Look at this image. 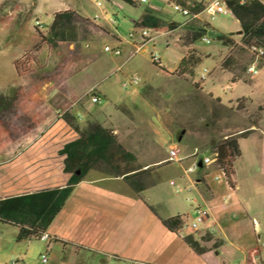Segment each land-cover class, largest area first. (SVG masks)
Listing matches in <instances>:
<instances>
[{"label": "crops", "instance_id": "1", "mask_svg": "<svg viewBox=\"0 0 264 264\" xmlns=\"http://www.w3.org/2000/svg\"><path fill=\"white\" fill-rule=\"evenodd\" d=\"M96 1L101 5L97 6ZM172 1L89 0V11L83 0H35L36 18L52 30V37L58 42L67 37V48L72 52L60 77L59 90L42 100L47 102L51 98L54 103L69 105L66 110L75 126L59 114L47 127L22 133L19 145L0 153V200L29 193L37 198L72 182L63 204L45 228L53 242L44 264H52L51 260L59 264H264L253 238L264 208V195L254 191L260 179L264 181V112L256 126L244 124L239 113L224 119L233 128L220 139L236 136L240 150L233 162V186H230L214 165L201 163L197 146L190 148L191 141L186 139L182 142L189 131L177 137L172 130L174 125L162 121L166 114L158 113L155 104L153 114L137 107L120 113L117 111L120 98L128 95L122 96L120 92L117 97L119 91L115 92L109 84L98 83L113 63L119 61L116 65L119 68L125 62L133 47L119 32L122 20L117 21L118 9L128 12L136 34L141 28L158 32L150 43L152 49L160 42L164 47L178 46L181 54L166 74H176L188 50L199 54L194 47L196 40L186 43V37L205 29L203 22L210 29L227 33L207 21L198 3L189 20L173 15L168 10ZM110 17L116 21L114 26ZM203 36L208 37L207 33ZM106 39L112 40L111 47H120V54L91 67L97 60L91 47ZM145 49L146 46L143 52ZM200 57L195 67L206 59ZM263 68L259 67L253 76L249 74V79L234 80L227 74L206 76L208 69L203 67L196 80L204 81L200 87L196 83L195 86L217 108H230L237 103L241 110L247 101L250 105L264 101L259 73ZM87 70L91 75H87ZM122 75L128 76L123 71ZM222 84L226 91L221 94L218 86ZM167 87L171 88L169 84ZM91 88L100 101H113L115 114L101 109L93 111L96 103L85 96ZM148 88L156 87L148 84ZM143 99L148 105L153 103L150 94L143 95ZM76 104L81 105L78 108ZM211 110L216 111L213 107ZM94 123L106 132L91 127ZM245 129L249 133L241 136ZM169 147L178 150L180 161L166 160ZM239 160L244 163L241 180L237 178ZM193 162L197 168L186 171ZM164 167L166 171L157 175ZM41 198L32 202L37 200L34 202L37 204ZM17 202L18 209L0 208V264H6L5 259L12 255L13 243L34 239L18 238L20 226H26L29 218V209H23L22 204L27 206L29 200L18 197ZM196 206L205 211L206 218L195 231L171 230L161 222L175 215L191 219Z\"/></svg>", "mask_w": 264, "mask_h": 264}, {"label": "rangeland", "instance_id": "2", "mask_svg": "<svg viewBox=\"0 0 264 264\" xmlns=\"http://www.w3.org/2000/svg\"><path fill=\"white\" fill-rule=\"evenodd\" d=\"M264 2V0H261ZM90 11L91 3L83 0ZM170 2V1H169ZM198 9L203 10L207 0L196 2ZM141 8L143 4L140 5ZM35 0H0V153L6 149H12L19 145L21 134L37 127H47L59 114L64 113L69 105L44 102L45 96H51L54 91L59 90L60 77L64 74V66L72 55L67 48L68 38L64 37L63 42H58L52 30L47 28L36 18L33 9ZM131 10L132 7L128 6ZM138 10V9H137ZM168 10L173 14H179L172 9ZM133 11V10H131ZM136 11V10H134ZM128 12L117 10V21L120 22L119 32L123 36L131 30L135 31L127 16ZM207 21L216 28L226 31L230 42L223 44L210 34V27L203 22L204 28L210 42L202 39L194 42L199 54L206 58L201 65L195 67L191 74H166L178 60L181 51L178 46L156 43L152 49L150 43H146L143 53H137L123 64L113 63L109 71L105 72L98 83L110 85L119 97L120 92L128 95L120 98V107L117 111L146 109L154 113V104L158 113L166 114L162 120L173 126V132L177 137L184 135L188 130V136L182 139L191 141L190 148L197 146V156L209 155L214 144L221 136L232 130L231 125H226L225 118L234 114H242L244 124L250 125L254 122L259 124V118L264 112V101L249 104L244 109H239L237 103L231 104L230 108H217L213 101H209L207 94L196 88V85L204 81L196 80L198 73L203 67L208 69L206 76L227 74L230 79H249L250 73L247 67L256 63L257 67L264 66V55L257 56L250 48L251 45L264 46V40L254 38L247 44L243 41L242 33L239 30L237 20L231 14L209 13L204 11ZM39 21V27L35 22ZM200 25V24H199ZM110 29V28H109ZM238 29V30H237ZM237 31V32H236ZM136 40H138L136 35ZM257 43V44H256ZM104 45L112 46L110 39L94 44L91 51L97 60L91 63V67L112 57H117L104 50ZM157 52L160 56V63H152L149 53ZM118 59V58H117ZM228 59L229 65L224 66L223 62ZM17 64V65H16ZM17 66V67H16ZM87 70V75H91ZM122 71L128 75L136 74L140 81L136 85L122 87L124 79ZM260 80L264 85V68L260 69ZM84 75V72H83ZM196 81V82H195ZM164 82V83H163ZM148 84L155 86V89L148 88ZM168 84L171 86L167 87ZM200 87V86H199ZM219 92L224 93V85L218 86ZM151 103L148 105L143 95H149ZM86 97H89L88 95ZM118 99V98H117ZM58 100V98H57ZM81 104L75 106L79 108ZM213 107L215 112L211 110ZM101 109L105 113L115 114L113 101L103 99L93 104V111ZM83 114H86L82 110ZM165 146V141H161ZM171 168H169L170 171ZM166 171L165 167L158 171L160 175ZM244 177V163L239 160L237 163V178ZM254 191L264 195V181L255 185ZM259 227L255 229L254 240L258 248L259 256L264 259V208L262 215L258 217ZM44 240L39 238L13 243L12 255L4 262L6 264H41L39 255L44 251ZM10 260L16 261L10 263ZM52 264H59L57 260H51Z\"/></svg>", "mask_w": 264, "mask_h": 264}, {"label": "trees", "instance_id": "3", "mask_svg": "<svg viewBox=\"0 0 264 264\" xmlns=\"http://www.w3.org/2000/svg\"><path fill=\"white\" fill-rule=\"evenodd\" d=\"M128 3L131 0H124ZM226 5L231 10L233 17L238 21L239 28L242 33L243 41L249 43L250 40L257 38L264 40V2L261 0H225ZM206 32V29H200L196 32L191 33V37H186V43H192L195 40L200 39L203 34ZM210 34L218 41L223 44H228L230 42L229 36L223 32L216 31L215 29H210ZM188 39V40H187ZM257 44V43H256ZM201 61L199 54L195 53L194 50L190 49L186 54L181 58L178 67L176 69V74L184 75L191 74L194 67ZM153 63V62H152ZM17 65V64H16ZM224 66L229 65V60L226 59L223 62ZM17 67V66H16ZM240 101H238V105ZM242 105L240 104V107ZM64 118L66 122L75 126L70 118L69 111L66 110L64 113ZM256 126L257 122L252 123ZM93 128L101 129L106 132V129H103L100 124L94 123L90 125ZM249 133L248 129L243 130L240 135L245 136ZM212 149H215L217 152L215 164L223 169L224 175L229 185H233V162L235 158L240 154V150L237 144L236 136H227L218 140ZM68 156L66 157L67 161ZM70 182L68 185L60 189H52L43 194H40L38 197V203L32 202L37 199L36 194L29 193L22 196H15L10 198H5L0 200V208L5 207L8 209H18L20 208V203L17 202V198L27 197L29 202L25 206L23 203V209H29L28 221L26 226H20L18 238H38L41 232L45 231L46 226L50 223L53 216L60 209L65 198L71 190ZM161 222L164 226L171 230H177L181 226L180 215H175L173 217H168L161 219ZM194 248H196L194 243H190ZM216 244V243H215ZM197 249V248H196Z\"/></svg>", "mask_w": 264, "mask_h": 264}, {"label": "built area", "instance_id": "4", "mask_svg": "<svg viewBox=\"0 0 264 264\" xmlns=\"http://www.w3.org/2000/svg\"><path fill=\"white\" fill-rule=\"evenodd\" d=\"M149 1L150 0H131V2H134V3H147ZM95 3L97 6L101 5L100 1H96ZM171 7L173 10H175L176 12H178L183 17H185L186 19L189 20L194 16V14L196 12L197 3L193 2V1H187V2L183 3L181 1L174 0L171 2ZM203 10L205 12H209V13H223V14H231L232 15L231 10L226 5L225 0H209L205 4V6L203 7ZM97 17H98V14H95L94 18H97ZM109 22H110V24H112L114 26L116 21L113 17H110ZM35 23L39 27L41 26L39 21H36ZM115 31H116V29H115ZM157 34H158V32L156 30L149 29V28H141L137 34L135 31H129L127 33V36H125L124 40L132 42L133 47H132L131 51L128 53V55L125 57L124 61H127L128 59H130L131 57H133L137 53H142L144 51L146 43L153 42V40L157 36ZM136 35L138 37V40H136ZM202 40L205 41L206 43L210 42V39L207 36H202ZM250 48L252 49V51L255 52V54L257 56H263L264 55V46L251 45ZM104 50L111 53V54H114V55H119L121 52V49L118 45L114 46V47H111L109 45H105ZM149 55H150L151 61L153 63H157V64L160 63V56L158 53L151 52V53H149ZM247 71L250 73L251 76L255 75L258 72V67H257L256 63H253L250 66H248ZM203 77H204V74H201L200 78H203ZM139 81H140V78L138 75H136V74L128 75L122 80L121 86L127 87V86L136 85L139 83ZM87 95L89 96L90 101L92 103H99L100 102V97L94 92L93 88L86 91L85 96H87ZM216 155H217L216 150L211 149V152L209 153V155H204L201 158V163L204 165H214L215 168L218 170L219 174L221 173L224 176V178L226 179L223 169L220 168L217 164H215L216 163L215 162ZM166 160L167 161H177V162L181 160V157L178 155V150L175 147H169L168 156H167ZM196 168H197V163L193 162L185 170L186 171H193ZM217 177L218 176L216 175L215 178H217ZM205 218H206L205 211L201 207L196 206L195 215L193 218L190 219L189 217H187L185 215H180L181 226H180L179 230L189 231V232L195 231L196 229H198L199 224L205 220ZM38 238L44 240V244H45L44 251L42 253H40V255H39L40 262L44 264L48 260V252L51 249L53 238L48 233H46L45 231L41 232L39 234ZM13 262H16V261H13ZM235 264H243V263L238 262Z\"/></svg>", "mask_w": 264, "mask_h": 264}]
</instances>
